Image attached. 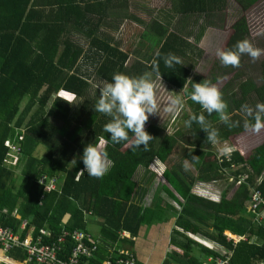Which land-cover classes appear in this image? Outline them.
<instances>
[{"label":"trees","instance_id":"trees-1","mask_svg":"<svg viewBox=\"0 0 264 264\" xmlns=\"http://www.w3.org/2000/svg\"><path fill=\"white\" fill-rule=\"evenodd\" d=\"M233 1L240 13L232 24L231 42L226 49L234 48L237 41L249 40V26L243 11L256 0ZM227 6V0H177V13L195 18L194 42L162 29L160 42L144 62L133 59L129 51L106 38L90 15L88 3L46 0L41 7L38 0H11V3L0 0V225L18 231L21 221L27 220L29 226L45 228L57 238L63 231L74 229L90 233L87 227L91 219L101 220L99 235L92 236L91 240L98 249L81 264H103L117 248L124 246L134 251L140 238L151 237L152 229L156 232L162 223L169 228L168 241H165L169 250L160 264H203L207 257L219 255L216 249L189 234L201 235L206 239H200L207 243L210 239L225 246L231 253L230 264H264V215L258 220L256 214L246 209L253 187L264 200V140L247 156L231 150L229 158L218 159L200 125L196 122L191 128L185 125L191 115L203 112L218 130V141L222 142L244 129L241 106L254 107L257 102H264V58L255 61L257 81L247 72L254 66L249 56L241 57L239 68L226 67L218 60L215 68L220 65L227 72H236L220 89L232 122H239L234 127L221 122L216 113L209 115L190 99L192 83L205 79L214 83L218 79L216 75L208 78L191 74L183 61L168 68L163 59L168 53L180 58L201 57L204 49L198 47V42L214 24L213 18ZM153 59L158 60L162 80L182 91L184 109H187L180 116L183 127L168 132L169 121L163 125L148 121L146 131L154 139L147 151L143 146L134 149L123 141L113 143L110 134L104 131L111 117L95 111L100 88L105 81L111 82L117 72L133 77L151 72ZM85 63H91L94 70L82 71ZM61 93L74 94L71 99L63 96L72 103L61 99ZM99 137L106 140L105 149L112 161L110 170L100 179L88 176L86 170L79 175L84 169L85 146L96 143ZM6 141L19 149L20 155L11 163L13 149ZM41 144L46 152L38 156ZM177 145L181 146V154L165 167V184H159L179 208L159 195L148 203L144 199L148 187L137 188L138 169L143 168L149 174L148 183H152L149 163L154 159L167 162ZM191 156L199 159L191 162L190 170L185 171L183 162L185 158L191 161ZM228 174L235 178L247 174L244 181L234 186L230 196L223 192L218 199H212L192 191L197 180L216 182L227 179ZM42 175L56 176L57 187L46 191L45 185L39 182ZM123 231L130 232V237H122ZM224 231L245 239L234 241ZM64 245L62 258L69 254L73 243L67 240ZM135 251L137 264H143L138 249ZM9 253L16 261L26 260V253L20 248ZM0 259L20 264L5 255ZM7 262L0 261V264Z\"/></svg>","mask_w":264,"mask_h":264},{"label":"clouds","instance_id":"clouds-1","mask_svg":"<svg viewBox=\"0 0 264 264\" xmlns=\"http://www.w3.org/2000/svg\"><path fill=\"white\" fill-rule=\"evenodd\" d=\"M262 54H264V49L255 47L248 39L237 41L234 48L217 49L216 51V56L219 58L222 65L234 68L240 67L241 57L243 55H248L253 61H256ZM156 56L159 57L160 53L157 52ZM163 59L165 66L168 68L173 67L174 64L182 63L181 58L176 56L174 53L166 54ZM150 66L152 68L151 72H145L138 77L117 72L113 75L111 82L105 81L100 88V96L95 105V111L111 117L110 122L105 125L104 131L108 133V135L110 134V139L113 143H120L123 141L127 142L128 145L134 149L141 148V146H143L144 150L147 151L150 141L154 139L153 136L150 135L148 131H146V123L148 122L150 115H154L159 112L156 94V81L153 79V74H155V77L160 80H162V76L159 70V63L157 59H153L150 63ZM66 94L70 95V97H67L64 93H61V99H64V95L68 99H71L74 96L72 93ZM190 99L191 101L199 104L209 115L213 113L218 114L220 121L224 124H227L229 127L238 125L239 122H232L230 115L227 112L228 105L225 102L223 93L217 84L207 79L201 83H192ZM66 101L72 103L71 100ZM181 106L182 99L176 97L171 100L167 111L178 112ZM241 112L245 116L244 126L246 129H250L251 131L257 133L261 130H264V102H257L254 107L244 104L241 106ZM193 122L198 123L201 129L207 133L206 140L209 143L212 145H216L218 143V130L212 127L211 123L206 120L203 112H201V114L198 116L195 114L191 115L190 118L185 121L186 127L191 128ZM105 144L106 140L103 137H99L96 143L92 142L85 146L82 156L84 169L78 173L79 175H83L84 171L86 170L88 176L100 179L103 178L104 175L110 170L112 161L109 159V154L105 149ZM222 151L227 154L230 149L225 147ZM198 159V156H191V161L188 158H185L183 162L184 170L189 171L192 166L191 162H197ZM161 163L164 164L163 162ZM164 167L166 166L164 165ZM162 179H164V177ZM146 199L148 203L152 200L151 196H147ZM175 203L176 206H178L176 208H179L177 202ZM227 233L232 235L231 232L224 231L225 235ZM189 235L197 241L202 242L209 248L216 249L219 252V255L222 254L220 251L221 249L217 247V245L223 246L222 244L210 239H207L210 242L207 243L202 239L195 238L193 234ZM223 247L227 252H229L230 256V251L225 246ZM127 248L132 250L130 247ZM119 249L121 248H117V251ZM116 253L117 252L115 251L114 254ZM10 259L14 260L13 258ZM18 263L22 262L19 261Z\"/></svg>","mask_w":264,"mask_h":264},{"label":"rangeland","instance_id":"rangeland-1","mask_svg":"<svg viewBox=\"0 0 264 264\" xmlns=\"http://www.w3.org/2000/svg\"><path fill=\"white\" fill-rule=\"evenodd\" d=\"M227 8L222 12L216 15L213 19V25L209 26L202 41L198 42V46L201 45L204 49V53L200 58L197 57V60H193L189 62V60L182 59V61L191 69V72L194 74H200L204 77H211L212 75H216L218 77L217 81L214 82L221 89L223 85L236 73L235 71L227 72L220 68V65L217 68L218 57L216 56L217 49H226L228 44L231 42V29L234 20L239 16V6L233 0H227ZM248 26H249V40L251 43L260 49H264V0H256L253 4H251L244 11ZM179 27L172 28L173 31L180 33L183 36H188L191 21L184 20L183 22H177ZM192 42H194L193 38ZM123 48L130 53L134 52L135 56L137 55L138 46L136 44H130V42L126 45H123ZM248 56V55H247ZM138 55L135 57L137 58ZM133 58V57H132ZM251 58V57H250ZM264 58V54L260 56L259 59ZM134 59V58H133ZM252 59V58H251ZM258 59V60H259ZM254 66L249 67L247 72L254 77V79L258 80V69L255 67V61L253 62ZM156 81V94L159 105V112L154 115L149 116L148 121L155 122L157 124L163 125L167 121H169L167 126V131L172 132L175 128L178 129L182 126L181 115L186 112L187 109H184V97L182 91L170 87L163 80L157 79L153 77ZM70 97V96H67ZM179 97L182 99V106L179 108L178 112H168L167 108L170 106L171 100ZM264 140V130L260 132L253 133L250 129H242L241 131L232 135V137L228 141H218L216 145H213V151L215 152L218 158L225 156L226 154L222 151L223 148L228 147L230 151L239 150L244 156H247L250 151L255 148L258 144H260ZM46 152V147L44 145H39L37 150V155L41 156ZM18 152L10 154L9 162H12V159L17 155ZM181 154V146L177 145L173 152L171 153L169 160L163 164V166H167L172 164L173 161L179 158ZM61 176V175H60ZM148 173H144L143 168H139L138 172L135 176L137 181V188L140 186L148 187V190L144 194V199L148 196H151V199L156 197L155 191L160 188V184L165 182L162 177H157L153 174L149 180H152V183H148ZM229 176V174H228ZM62 177V176H61ZM232 177L222 178L215 183L208 182L209 192L213 193L211 195L216 196L217 198L225 192L227 196H230L234 191L233 180ZM160 183V184H159ZM215 194V195H214ZM141 195V194H140ZM143 195V196H144ZM209 196V195H207ZM167 197V196H166ZM143 198V197H142ZM171 200V199H170ZM100 222L98 219H91L90 224H88V231L94 237H98L100 230ZM164 230V229H163ZM163 245H166L165 240L162 236H159V240L155 243L156 249L159 247L163 248ZM138 247H135V250ZM0 256H4L0 253ZM6 256L9 258H13L12 254L6 253ZM14 259V258H13ZM16 261V260H15Z\"/></svg>","mask_w":264,"mask_h":264},{"label":"crops","instance_id":"crops-1","mask_svg":"<svg viewBox=\"0 0 264 264\" xmlns=\"http://www.w3.org/2000/svg\"><path fill=\"white\" fill-rule=\"evenodd\" d=\"M8 1L9 3H11V0ZM38 1L40 2L41 7L45 6L46 0ZM63 1L64 3H78L80 5L88 3V6H90L88 8H90L91 10L90 15H92L93 20L100 26L101 31L105 33L106 38L110 39L114 44H120L123 50H125L123 48V45H126L129 42L130 44H136L138 46L137 58H140L144 62L147 61V54H151L152 50L155 48V44L157 45L160 42L161 38L159 37V31H161L162 29H167L168 32H175L172 30V28L179 27V24H176L177 22L190 20L191 26H188L190 27L188 36H183L177 32L175 33L181 35L182 37H185L188 41L192 42V39L190 37L193 38L196 32L195 18L192 15H179L177 13V0ZM198 47H201V45ZM201 48L203 49V47ZM130 56L133 58L136 57L134 52L130 53ZM182 59H186L189 60V62H192L193 60H197V57L191 55L181 56V60ZM87 70H90L91 72L92 70H94V67L91 63H85L82 65V71L85 72ZM191 74L193 73L191 72ZM156 192V196L159 195L168 203L172 204L175 207H178L176 206V201L173 200L166 191L158 188L156 189L155 193ZM168 232V225L166 223H162L158 224L156 232L154 231V229H152L151 233L149 234V236L151 237H148L147 239H143L144 237L140 238V240L137 242L138 256L143 264H160L162 262L166 252L169 250V245H163L162 249H160L159 247L156 249L155 243L157 242V239L159 240V236H162L165 241H168ZM126 237H130V233L129 236ZM194 237L197 239L204 238L201 235H194ZM124 247L127 248V246Z\"/></svg>","mask_w":264,"mask_h":264},{"label":"built area","instance_id":"built-area-1","mask_svg":"<svg viewBox=\"0 0 264 264\" xmlns=\"http://www.w3.org/2000/svg\"><path fill=\"white\" fill-rule=\"evenodd\" d=\"M6 145L13 149V153L18 152L17 155H20L16 145H13L10 141H6ZM230 153L231 151L225 156L229 158L228 154ZM148 167L157 177L163 178L165 167L158 159L152 160ZM232 167L237 168L235 164H233ZM230 177H232L231 179L236 186L246 179L247 174L237 175V178L233 177V175ZM39 182L45 185L46 191H51L57 187L59 181L56 176L49 178L42 175L39 178ZM206 183L208 182L197 180L193 185V191L201 195H209L208 197L213 199H218L219 197L217 198L211 195L213 193L209 192ZM263 204L264 200L261 193L253 187L250 192L249 200L246 203V209L250 211V213L256 214V218L261 220V216L264 215ZM259 207H261V211L257 213ZM14 214L17 215V211H15ZM226 235L234 241L244 239L243 236H234L229 233ZM121 236H129V232L123 231ZM54 237L55 236L45 228H37L34 225L29 226L27 220L21 221L18 231H15L11 227H3L0 225V252L6 256V253H9L11 250L18 248L24 250L26 253V260L20 264H81L84 258L93 257L98 249L97 244L93 241L91 242L92 235L82 230L74 229L71 231H63L57 238ZM67 240L71 241L73 246L69 254L65 258H62L60 255L64 251V244ZM217 247L221 249L220 251L222 254L209 256L203 264H230L229 252L221 245H217ZM103 264H137V257L132 250L121 248L116 254L105 259Z\"/></svg>","mask_w":264,"mask_h":264},{"label":"water","instance_id":"water-1","mask_svg":"<svg viewBox=\"0 0 264 264\" xmlns=\"http://www.w3.org/2000/svg\"><path fill=\"white\" fill-rule=\"evenodd\" d=\"M5 262H7L6 260H5ZM8 264H11V263H9V262H7Z\"/></svg>","mask_w":264,"mask_h":264}]
</instances>
